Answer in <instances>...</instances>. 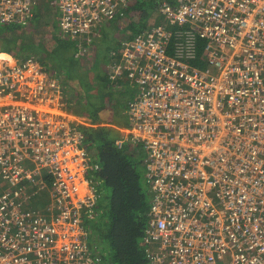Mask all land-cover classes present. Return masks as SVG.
Here are the masks:
<instances>
[{
    "label": "built area",
    "instance_id": "obj_1",
    "mask_svg": "<svg viewBox=\"0 0 264 264\" xmlns=\"http://www.w3.org/2000/svg\"><path fill=\"white\" fill-rule=\"evenodd\" d=\"M35 2L0 0V22L26 23ZM53 4L81 57L128 0ZM159 15L108 67L135 92L116 145L148 152L149 258L264 264V0H166ZM65 96L35 57L0 63V264H99L85 225L98 165L81 128L95 120Z\"/></svg>",
    "mask_w": 264,
    "mask_h": 264
},
{
    "label": "trees",
    "instance_id": "obj_2",
    "mask_svg": "<svg viewBox=\"0 0 264 264\" xmlns=\"http://www.w3.org/2000/svg\"><path fill=\"white\" fill-rule=\"evenodd\" d=\"M35 1L32 8L33 15L26 23L16 20L0 22L5 24V26L0 29V42L3 41V44L6 46L5 49H0V52H11L19 59L28 56L36 57L35 54H17L23 49V45L20 43L22 42V38L18 36L21 35V33L16 35L17 31L21 30L24 34V31H27V27L31 26L33 23L36 28L44 25L45 23L41 24L42 22L40 21V19L42 20L44 18H46L47 25H50L51 22H53L52 24L58 23L59 13L56 6L53 4V0H50L49 5L56 11L54 22V18L51 15L49 16L47 12L41 8L39 0ZM164 1L166 0H155L157 18L155 19L156 22L152 24L158 23L161 20L159 9ZM129 10L130 6L127 5L121 9L120 13H117V15L110 20L113 21L124 18ZM134 14L135 19H140V17L144 15L143 12L141 15L139 13ZM134 21L133 19V23L127 28V30L130 31V33L127 34L129 37L123 42L119 41V43L110 50L108 67L116 58V54L114 53L118 52V49L123 43L139 35V33L148 27L147 24H139V27H134V23L136 22ZM14 26H17V28L12 32L10 29ZM101 35L102 34H99L97 28L92 38L93 41L97 40V38L100 39L98 41L101 44L100 49H103L105 48L103 39L108 36L102 35L101 37ZM28 37L31 41L41 46V48H44V43L42 42L43 38L38 42L35 36L30 35L27 36V38ZM60 37L62 39H71L64 35ZM74 41L76 47L73 57L74 59H80L83 56L79 57L76 55L78 48L77 41L75 39ZM201 43L202 42H200L199 50L201 49ZM0 56L10 57L7 53H0ZM192 62L197 66L201 65L199 57L192 59ZM103 79L104 81L109 79L108 73L107 77ZM114 83L115 84L108 83V89L123 84H130L122 80ZM62 85L65 89L67 99L69 97L68 85L65 81H62ZM134 94L133 87L131 97L127 100L124 107V116L127 117V123L128 116L126 110ZM97 108L98 106L89 109L90 114L97 119V122L95 121L97 124L94 126L81 127L86 136V144L88 145L90 155L92 156V154L96 153L99 157L97 160L92 158L94 163L98 165V168H94L91 173L98 194L97 204L90 213L91 215L85 220V225L89 233V249L92 255L98 259L99 264H153L149 258V252L154 251L155 243H150L147 240V234L144 231L148 223V214L152 198L146 176L148 152L143 148L142 144L132 145L129 142H127L123 148H118L116 139L119 138L120 132L118 131L117 134L116 131L118 129L111 125L108 126L98 123L100 120L99 117L103 116V114H101ZM105 108L106 107H102V109Z\"/></svg>",
    "mask_w": 264,
    "mask_h": 264
},
{
    "label": "rangeland",
    "instance_id": "obj_3",
    "mask_svg": "<svg viewBox=\"0 0 264 264\" xmlns=\"http://www.w3.org/2000/svg\"><path fill=\"white\" fill-rule=\"evenodd\" d=\"M50 0H44L40 1V6L43 8L44 11L47 12V14L52 16L55 22V14L56 11L53 7L49 5ZM128 5L130 6V10L126 13V16L121 19L116 20H107L100 23L98 30L102 35L108 36L107 38L103 39L104 47L102 49L104 54H108L112 48L116 46V41L123 42L125 39L129 37L130 31L127 30L128 26L133 23L134 21V27H139V24H147L149 26L150 24L156 22L157 18V11L155 7V0H128ZM144 13L143 17H140V19H135L134 13H139L140 15ZM139 16V15H137ZM5 24L0 23V29L3 28ZM25 27V26H24ZM56 27L59 28V24L56 23ZM17 28V26L12 27L10 30L14 32V29ZM20 30L17 31L19 33ZM60 36H63L60 33ZM20 38H22L21 45H23L22 51L17 54L20 55H27V54H35L36 57L44 64L43 55H45V52L41 46L36 44V42L31 41L27 37H22L19 35ZM70 40L65 39L64 41L68 43L72 48L75 45V41L72 37H70ZM100 40V39H99ZM98 40V41H99ZM6 46L3 44V41L0 42V49H5ZM72 48H67L66 51H62L63 53L60 56L70 54L72 52ZM8 50V49H7ZM105 50V51H104ZM11 53V52H10ZM15 53V52H14ZM16 54V55H17ZM59 55L58 51L54 52H48L46 53V56L49 58V60H54ZM4 56L3 58H5ZM91 57L89 63L87 66H84V62ZM8 58V57H7ZM16 60L17 58H12L9 61ZM4 60L0 58V61ZM71 62H73V65H80L82 71L85 72L89 76L91 80H95V82H89L86 85H84L80 90L82 93V101L79 106H76L80 111H87L88 109L95 108V106H98L97 109H99L100 112H103L104 116L109 118V121L114 123L118 127H122V124L126 120V117L124 116V107L127 100L131 97V91L133 90V87L130 84L127 85H121L118 87H109L108 83L114 82L110 81L109 79L105 80L103 78H106V71L101 69V66L99 69L94 71L95 67V60L93 53L90 52V55L87 53L85 56H83L79 60H74L71 58ZM98 66V64L96 65ZM67 96H65L66 98ZM84 102H88L87 108L84 107ZM97 103V104H95ZM80 107V108H79ZM92 107V108H91ZM102 107H107L106 111H103ZM76 108V109H77ZM83 108V110L81 109ZM114 114L112 115V113ZM118 129V128H117ZM119 129L116 131L118 134ZM92 158L94 160H97L99 157L96 153L92 154ZM146 159V158H145ZM145 159H144V166H145ZM145 169V167H144ZM1 192V191H0Z\"/></svg>",
    "mask_w": 264,
    "mask_h": 264
},
{
    "label": "crops",
    "instance_id": "obj_4",
    "mask_svg": "<svg viewBox=\"0 0 264 264\" xmlns=\"http://www.w3.org/2000/svg\"><path fill=\"white\" fill-rule=\"evenodd\" d=\"M40 21L42 22L41 24L45 23L44 25H41L39 27H35L34 23L31 24V26L27 27V31H24V34L22 33V31L20 30L19 33H21V36H35L36 41L40 42L41 38H43V50L45 52V55H43V59H44V64L42 62H40V60L38 59V61L40 62V64L42 65V67L44 68V70L53 73L55 75H59L61 82L65 81V83L68 85V90H69V97L67 98L68 101V108L71 109L75 114L78 115H84V116H88L92 119H94L97 122V119L95 117H93L90 112L89 109L87 108V105L89 104L88 102H84V107L87 108V111H80L76 106H79L81 103H83L82 101V93L80 90L84 85H86L89 82H95V80H91L89 78V76L87 74H85L84 71H82L81 69V63L80 65H73V62H71V58L74 59L73 54L75 51V45L73 46V48L68 45V43H66L64 40L60 37V30L59 28L56 27V23L52 24L53 22H51L50 25H47L46 22V18L44 19H40ZM30 25V24H29ZM19 33H16L19 34ZM99 34H101L99 32ZM19 36V35H18ZM100 36V35H99ZM102 37V35H101ZM29 38V37H28ZM68 40V39H67ZM98 38L97 40L92 41L93 43L89 46V50H88V54L90 55V52L93 53L94 56V60H95V64H94V71L97 69H99V67L101 66V69H103L106 71V77H107V73H108V63L110 60V55L108 54H104L101 48V44L98 42ZM95 43V44H94ZM119 43V41H116V44ZM103 47V46H102ZM67 48H72V52L67 55H63L60 56L63 52L62 51H66ZM59 52V55L56 57V59L54 60H49V58L46 56V53L48 52ZM105 51V50H104ZM0 53H7L8 55H10L12 58H17L13 53H8V52H0ZM81 59V58H80ZM91 57H89L88 60H86L84 62V66H87L89 63ZM79 60V59H74ZM98 64V66H96ZM96 70V71H97ZM86 83V84H85ZM75 97V98H73ZM76 105V106H75ZM77 108V109H76ZM80 108V107H79ZM83 110V108H81ZM107 107L105 109H103V111H106ZM113 112V111H112ZM103 112H101L102 114ZM100 114V115H101ZM114 114V112L112 113V115ZM99 124L102 125H108V126H113L115 128L119 129V132L121 129L125 128L127 126V117H126V121L122 124V127H118L116 126L114 123L109 121V118L106 116H101L99 117ZM97 123H94V125H96Z\"/></svg>",
    "mask_w": 264,
    "mask_h": 264
},
{
    "label": "bare ground",
    "instance_id": "obj_5",
    "mask_svg": "<svg viewBox=\"0 0 264 264\" xmlns=\"http://www.w3.org/2000/svg\"><path fill=\"white\" fill-rule=\"evenodd\" d=\"M3 57H4V56H0V58H1V59H4V60H11V59H12L11 56H10V58H7V57L3 58ZM2 61H3V60H1L0 63H1Z\"/></svg>",
    "mask_w": 264,
    "mask_h": 264
},
{
    "label": "flooded vegetation",
    "instance_id": "obj_6",
    "mask_svg": "<svg viewBox=\"0 0 264 264\" xmlns=\"http://www.w3.org/2000/svg\"><path fill=\"white\" fill-rule=\"evenodd\" d=\"M8 58H10L9 56H7Z\"/></svg>",
    "mask_w": 264,
    "mask_h": 264
}]
</instances>
